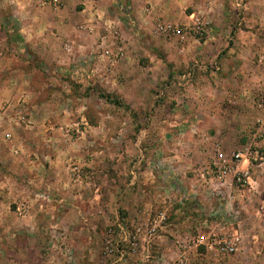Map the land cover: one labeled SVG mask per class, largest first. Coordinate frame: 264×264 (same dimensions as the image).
<instances>
[{
    "label": "rangeland",
    "instance_id": "rangeland-1",
    "mask_svg": "<svg viewBox=\"0 0 264 264\" xmlns=\"http://www.w3.org/2000/svg\"><path fill=\"white\" fill-rule=\"evenodd\" d=\"M0 264H264V0H0Z\"/></svg>",
    "mask_w": 264,
    "mask_h": 264
},
{
    "label": "built area",
    "instance_id": "built-area-1",
    "mask_svg": "<svg viewBox=\"0 0 264 264\" xmlns=\"http://www.w3.org/2000/svg\"><path fill=\"white\" fill-rule=\"evenodd\" d=\"M200 34H203V32H200ZM241 157H242V156H241L240 153L237 154V156H236L237 159H239V158H241ZM219 171H220V172L223 171V174L226 173L224 170H219ZM223 174H221V173L219 174V172H218V176H219V177H222ZM237 175H238V177H237V181H238L239 183L245 181V178H246L245 175H246V174H244V175L241 176V174L239 173V174H237ZM201 177H205V175H204L203 173H201ZM158 218L161 220L160 222H164V220L166 219V215H165V213H164V212H161L160 217H158ZM156 223H157V221L154 223V225H152V227H151L150 230H149V233H150L151 235H153V234L156 232L157 227L159 226V225L156 224ZM140 231H141V229L138 228L137 231H136V235H135V237H134V240H133V242H131L133 249H136V246L138 245L137 237H138V234H139ZM224 244H225V251H226L227 254H229V255H230V254H234V253L237 251V246H236V242H235V241H233V240L225 241Z\"/></svg>",
    "mask_w": 264,
    "mask_h": 264
},
{
    "label": "trees",
    "instance_id": "trees-1",
    "mask_svg": "<svg viewBox=\"0 0 264 264\" xmlns=\"http://www.w3.org/2000/svg\"><path fill=\"white\" fill-rule=\"evenodd\" d=\"M107 98H109V96H106Z\"/></svg>",
    "mask_w": 264,
    "mask_h": 264
}]
</instances>
